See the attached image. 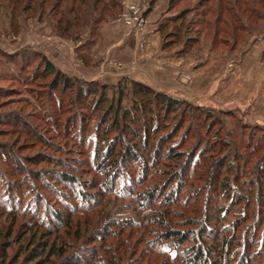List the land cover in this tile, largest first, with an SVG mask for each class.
<instances>
[{"label": "trees", "instance_id": "16d2710c", "mask_svg": "<svg viewBox=\"0 0 264 264\" xmlns=\"http://www.w3.org/2000/svg\"><path fill=\"white\" fill-rule=\"evenodd\" d=\"M4 1L0 0V5L4 4L6 8L11 7V11L25 3L27 12L38 13L40 18L46 14V7L50 6L49 15H52V11H56L53 15L56 19L57 31L68 37H78L86 28L94 30L96 24L100 20L105 21L109 18L113 10L116 13L123 9L118 0H7L6 4ZM174 1L169 0L171 3ZM246 1L245 10L251 14L250 20L253 23L250 20H240L239 12L235 11L236 4L227 3L225 9L229 11L231 17L223 22L229 25L235 23V29L230 31L231 34L235 35L237 30H245L244 27L252 32L255 28V20L264 21V0H258L263 5L261 9L257 8L251 0ZM157 2L158 0H150L147 10L149 13ZM204 2L206 1L198 0L197 6ZM48 4L49 6H46ZM116 7L120 10L117 11ZM222 7L221 10H223ZM98 9L100 10L98 11L99 16L96 14ZM204 12L207 13L206 10ZM216 15L223 20L222 14L217 13ZM184 16L181 12L169 17L168 20L175 22ZM231 20H233L232 23ZM179 26L182 29V24ZM251 26L252 29H250ZM166 27V23L161 25L162 29ZM173 33L167 32L171 38L166 41V46L168 43H175L181 37V31L175 30ZM261 37V35L255 37L253 42L260 40ZM189 41L185 43L192 42V40ZM262 59L264 60V51ZM33 62L37 64L32 76L29 77L30 81L39 78L40 83L46 86L47 92L40 104L45 119L47 116L51 117L48 114V105L55 102L59 104L67 96L73 105H77V112L81 116L79 122L76 121L77 118H70L68 123H64L62 127L64 133H71L73 137L76 135L85 137L88 127L91 126L93 115L99 112L96 127L101 138L97 151L91 154L89 161L78 159L75 164H70L63 158L52 154L40 155L41 158L38 160V157L30 159V162L34 164L46 161L58 166L47 167L42 171L30 168L28 165L25 169L21 160H14L12 149L7 151L6 145H0V158L9 166L8 170L4 168V171H1L0 169V172L6 175L1 176L3 182H0V208L14 219L16 214L26 211L36 221L34 226H30L27 230V233H31L27 245H20L16 255L11 258L8 256V249L15 243L14 230L12 226L3 227L0 221V248L2 247L1 253L3 252L0 264H57V261L58 264H135L141 259V255L134 257L135 251L131 247L132 243L128 242V237L121 238V235L126 228L139 225V223L130 218H111L116 204L106 206L109 200L104 197L107 194H116L119 186H121L120 190H129L137 199L135 203L130 204L133 206L132 213L139 215L140 210L151 211V215L146 216V221H152L156 227V234L150 243L154 244L155 252L165 257L161 263L253 264L255 257H253L252 247L255 235L252 237L248 235L249 231L246 228L255 229L254 220L264 216V154L253 161L255 149L251 143L255 140L257 148L264 151V135L255 139L256 134L251 130L244 151H239L238 147H234L232 151L234 159L229 158L231 152H225L207 162V158L212 157L213 152L210 151L215 149L213 146L220 144L222 149H228L234 143L233 139L226 138H233L234 133L229 132L227 134L229 136H222V127V130L220 128L213 130L215 123L222 126V122L211 109H203L199 105L190 104L187 100L158 91L136 80L122 78L111 85L70 76L59 69L41 51H34L27 56V66H31ZM0 96H2L1 92ZM129 98L132 106L126 107L124 102ZM58 108L60 107H56L55 111L54 109L50 111L56 115L61 112V109L56 112ZM232 111L231 108H225L220 113L229 116L233 115ZM187 114L195 119V124L196 120H199L200 126H204L209 118L210 123L206 126V133L210 132V137L212 130L214 132L215 138L213 140L208 138V142L213 143L212 146L208 144L200 150L199 146L204 140L198 126H195L193 130L198 141L190 151L185 152L179 149L176 142H171L172 137L182 127ZM78 123H81L80 127ZM16 125L13 129L20 130L21 126L18 122ZM259 125H256L257 128ZM168 126L171 127L163 132ZM111 132H116L117 136L107 146ZM237 135L242 138V133ZM156 136L159 144L151 146ZM156 147H158V152L155 159L152 151ZM164 151L166 158L173 162L176 170L169 172L170 176L165 184L152 185V188L136 192L133 185L145 183L153 167L152 163L160 161ZM86 165L88 170L96 166L101 178L81 177L80 174L85 171ZM130 166L137 167L136 175L126 171V168ZM191 166L197 168L196 170L200 169L193 174L196 175L193 178L204 184L203 189H207L206 184L210 185L212 192L216 195L215 198L221 202L217 203L218 200H216L209 203L213 198L209 197L206 211L199 213L201 210H194L197 214H201L200 218L185 217L186 224L193 225L195 228L183 230L172 223L170 211L162 207L182 202L179 194L187 183V179L193 176L187 173ZM116 168L118 170L113 171ZM25 172H28L29 178L24 176ZM170 184L172 186L169 187ZM165 187L169 189L166 191ZM43 190L51 193L55 199L54 203H58L57 206L48 202ZM25 192L34 195V204L23 206L22 196ZM255 192L258 193L256 200L254 199ZM1 194H3L2 197ZM192 197L194 196H190ZM226 201L230 203L229 206H226ZM240 208H242L240 213L242 216L244 213V216L237 220L235 225L219 224V221L231 215L234 209ZM95 211H98L97 218L93 222L90 221L92 214L90 218L86 217L81 220L85 213ZM250 219L252 222L246 223ZM244 225H246L245 234L241 236L238 229ZM224 227L226 229L222 230ZM1 238L4 239L1 240ZM243 239L246 246L245 252L241 254L239 249L244 246ZM188 240L191 242L187 245ZM80 245L81 251L74 252ZM170 249H174L175 255L169 253ZM101 250L104 252L102 255ZM261 264H264V261Z\"/></svg>", "mask_w": 264, "mask_h": 264}, {"label": "rangeland", "instance_id": "374dc122", "mask_svg": "<svg viewBox=\"0 0 264 264\" xmlns=\"http://www.w3.org/2000/svg\"><path fill=\"white\" fill-rule=\"evenodd\" d=\"M6 1H4L5 4ZM118 1L123 9L120 10L118 7L115 9L120 10V12L114 13L113 10L111 16L105 21L100 20L94 30L91 31L90 28H86L78 37L64 36L57 31L56 19L53 15L56 11H52V15H49V4L46 5L49 7H46V14L42 18L39 17L38 13L27 12L25 3L13 11H11V7L6 8L7 6L4 4L0 5V92L2 94L0 96V145H6L7 151L12 149L14 160H21L25 169L28 165L30 168L41 171L47 167L58 166L46 161L34 164L30 162V159L38 157V160L41 158L40 155L52 154L58 158H63L70 164H75L78 159L89 161L91 154L97 151L101 138L96 127L100 116L99 112L93 115L91 126L88 127L85 137L82 138L79 135L73 137L71 133H64L62 129L64 123H68L70 118H77L76 121L79 122L81 116L77 112V105H73L67 96L59 104L55 102L50 106L48 105V114L51 117L49 118L46 114L47 118L45 119L40 104L43 101L42 97L47 92L46 86L40 83L39 78L30 81L29 77L32 76L37 62L27 66V56L34 51L43 52L59 69L70 76L111 85L122 78L136 80L158 91L187 100L190 104L199 105L203 109H211L220 117L222 122V126L215 123L213 130L215 128L222 130L223 128L222 136L229 132L234 133L233 138L225 136L233 139L234 143L228 149H222L220 144L216 145L217 147L213 146L215 149L210 151L213 152L212 157L209 156L207 162L225 152H231L229 158L234 159L232 156L234 147H238L239 151H244L251 130L256 134L255 139L264 135V121L261 123L249 119L261 115V111H263V107L259 108L257 103L264 101V71L261 70H264V60L258 62L257 59L254 62L261 64V68L259 67L260 70L257 72L258 76L254 78L245 76L241 71L243 51L246 50L245 53L251 49L255 51L254 48L263 44L259 43L258 40L255 42L253 40L257 36H264V21L255 20V28L252 32L247 31V27H244L245 30H237L235 35L230 33L231 30L235 29L233 20H231L233 25L223 22L231 17L229 11L225 9L227 3L236 4L235 11L239 12L240 20H250L251 14L245 10L246 0H237L236 2L235 0H221L222 2L204 0L206 2L200 6H197L198 0H175L174 3L169 2V0H158L150 13L147 11L150 0L133 2L136 5V9L133 11L128 7V0ZM251 1L257 8H262L263 5L258 0ZM221 6H223V10L220 9ZM99 8L101 9V6ZM205 10L207 13L204 12ZM98 11L100 10H97V15ZM181 12L185 15L184 18L169 22V17ZM217 13L222 14L223 20L219 19ZM97 15L93 14L95 17ZM140 18L143 21H140ZM163 23L167 24L166 29L161 28ZM180 24H182V29H180ZM175 30L181 31V37L175 43H168L166 46V41L171 38L167 32L174 34L173 31ZM179 40L181 41L179 42ZM189 40L192 42L185 43L186 41L190 42ZM163 46L169 48L165 47V49ZM124 105L126 107L132 106L130 98L125 100ZM252 105H256L255 109L252 108ZM247 106H250L251 109H248ZM56 107H60L56 112H59V109L61 112L55 115L50 110L54 109L55 111ZM225 108L233 109V115L228 116L220 113ZM79 109L81 110V108ZM17 122L22 130L13 129L17 126ZM209 123L208 118L204 126L199 125V120H196L195 124V119L187 114L182 127L172 137L171 142H176L179 149L185 152L190 151L198 141L193 131L195 126H198L204 140L199 146L200 150L208 144L212 146L213 143H209L208 138L213 140L215 136L213 130L211 138L209 137L210 132L206 133V126ZM258 124L260 125L257 128L256 125ZM80 125L81 123H78L79 127ZM170 127H165L163 132H166ZM239 133H242V138L237 135ZM116 136V132L110 133L107 146L116 139ZM129 141H131L130 138ZM80 142L82 144H79ZM154 144L155 146L159 144L157 136L153 138L151 146ZM256 144L255 140L251 143L255 149L253 161L264 154V151L257 148ZM157 152L158 147L152 151L155 159ZM165 155L166 152L164 151L161 160L152 163L153 167L144 184L133 185L136 192L145 188H152V185L165 184L170 176L169 172L176 170L173 162L167 159ZM0 167L1 171H4V168L8 170L9 167L2 158H0ZM193 168L191 166L187 173L193 175L198 170L200 171L199 168L198 170H196L197 168L193 170ZM84 170L80 174L81 177L101 178L96 166L92 170L87 168ZM116 170L118 169L113 171ZM136 170V166L126 168L127 172L134 175H136ZM24 174L26 178H29L28 172ZM2 175H5L4 172H0V182H3ZM195 176L188 178L187 183L182 187L179 194L181 203L162 207L170 211L172 223L183 230L195 228L193 225L186 224V216L200 218L201 214H197L194 210H201L199 213L206 211L209 197H213L209 203L218 200L215 198L216 195L212 192L213 189L210 188V185L206 184L207 189H203L204 184L193 178ZM170 186L172 185L170 184ZM169 187H165L166 191ZM120 189L121 186L117 188L116 194H107L104 197L109 200L106 206L116 204L111 218H130L139 223V225L126 228L121 235V238L128 237V242L132 243L131 247L135 251L134 257L138 254L141 255V259L135 264H163L161 260L165 257L163 254L155 252L154 244L150 243L156 234V227L152 221H146V216H150L151 211L140 210L139 215L132 213L133 206L130 204L135 203L137 199L129 190ZM43 193L50 204L54 203L55 199L50 192L43 190ZM2 196L3 194H1ZM190 196L194 197L190 198ZM257 198L258 193L255 192L254 199ZM34 202V195L28 192L23 193V206H30ZM220 202L218 200L217 203ZM226 204V206L230 205L228 201ZM54 205L57 206L58 203H54ZM241 209H234L231 215L224 217L219 221V224L223 226L235 225L236 221L244 216V213L243 216L240 213L242 212ZM97 212L85 213L81 220L86 217L90 218L92 214L90 221L93 222L97 218ZM29 214L23 211L16 214L14 219L0 208V221L3 227L12 226L14 230L15 243L8 249L9 258L16 255L20 245L26 246L31 237V233H27V230L30 226H34L36 221ZM12 221L13 224H11ZM247 222H252V219ZM253 224H255V229H246L249 231L248 235L251 237L255 235L252 247L253 257H255L253 264H261L264 261V216L258 220L255 219ZM245 227L246 225L238 229L241 236L245 234ZM225 229L224 227L222 230ZM38 236L40 237V235ZM3 239L1 238V240ZM190 242L191 240H188L186 244L188 245ZM243 245L239 249L241 254L245 252L244 239ZM80 247L81 245L74 252H80ZM1 251L2 247L0 248V262L3 254ZM169 253L175 255L174 249H170ZM100 254H104L103 250L100 251Z\"/></svg>", "mask_w": 264, "mask_h": 264}, {"label": "crops", "instance_id": "0c3cea01", "mask_svg": "<svg viewBox=\"0 0 264 264\" xmlns=\"http://www.w3.org/2000/svg\"><path fill=\"white\" fill-rule=\"evenodd\" d=\"M259 43H263L261 44V46H257V48H254L255 51L249 50L246 53H244V57L243 60L241 62V68H242V72L244 73L245 76H249V78H254L257 75V72L260 70V63H254L257 59L258 62H260L262 60V53L264 51V36L261 37ZM251 53V54H250ZM261 68V67H260ZM237 69V68H236ZM262 72L264 71L263 69H261ZM241 72V73H242ZM264 99V98H263ZM257 105L259 106V108L263 107V111H261V115H257L254 118H249L250 120H254L256 122H263L264 121V101H262L261 103H257ZM250 106H247L248 109ZM256 105H252V108L255 109ZM244 111V110H243ZM263 114V115H262Z\"/></svg>", "mask_w": 264, "mask_h": 264}, {"label": "built area", "instance_id": "2783aa9c", "mask_svg": "<svg viewBox=\"0 0 264 264\" xmlns=\"http://www.w3.org/2000/svg\"><path fill=\"white\" fill-rule=\"evenodd\" d=\"M135 1H137V0H128V7H129V9L131 10V11H133L134 9H136V5H135V3H133V2H135ZM129 2H132L131 4L129 3ZM130 4V5H129ZM140 21H143V19L142 18H140Z\"/></svg>", "mask_w": 264, "mask_h": 264}]
</instances>
